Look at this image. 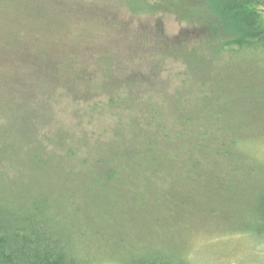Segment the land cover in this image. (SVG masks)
<instances>
[{"label": "rangeland", "instance_id": "rangeland-1", "mask_svg": "<svg viewBox=\"0 0 264 264\" xmlns=\"http://www.w3.org/2000/svg\"><path fill=\"white\" fill-rule=\"evenodd\" d=\"M115 1L118 4L125 1V4L121 7ZM115 1L91 0L85 6L75 0H56L64 6H53V13L47 23L42 22V27L48 33L45 45L50 44L65 53L66 58L61 59L67 64L65 75L57 59L49 54L41 52L40 57L45 62L22 75L5 72L13 69V62L0 55V148L9 152L0 173L13 181L17 189L28 185L33 193L40 189L65 192L72 197L73 210L81 211L72 214L79 222L81 244L88 255H94L91 258L95 257V264L152 262L159 258L174 261L183 258L187 264H264V237L253 233L258 224L256 201L264 194V53L256 50L228 56L219 63L208 64L210 69L206 70L187 64V70L179 61L180 51H164L169 70L158 72L151 79V86H135L127 80L129 71L125 66L131 65L129 57L136 55L150 62L149 57L139 55L150 56L157 43L149 40L147 52H142L141 47L135 50V47L141 43L142 36L155 39L157 33L143 26L140 20L145 21L144 16L139 18L132 11V7L141 6V0ZM155 2L159 9L173 11L166 15V22L161 25L163 37L167 39L182 34L185 26L182 19L198 22V16L204 17L203 8L190 0H151L149 6H154ZM96 4L119 14L112 32L104 17L94 15ZM49 9L46 10L44 4V8L29 7L27 10L46 15ZM164 14L161 11L153 22ZM24 21L26 18L18 6L0 0L1 51L7 46L3 39L6 30L25 33L30 38L44 36L31 27L37 22ZM63 22L70 26L67 33L50 42V33L57 31ZM157 32L159 34V30ZM197 33L198 30H194L192 37ZM90 38L105 39L106 43L102 45L99 40ZM199 41L192 40L182 54L192 61L211 58L212 48ZM91 45L100 52L91 55ZM73 50L81 55L71 58L69 53ZM88 54L96 60L86 70L82 62ZM155 57L160 58L161 54ZM94 71L96 84L78 85L81 77L92 76ZM84 88L122 90V94H117L119 101L128 108L127 118L139 116V109L147 105L149 109L152 106L160 108L163 119L172 124L174 117L181 118L178 108L184 107L196 119L190 125L191 136L197 134L200 121L208 128L206 120L199 116L208 112L205 118L215 128L216 135L240 140L238 148L240 154L243 153L242 158L237 166L221 163L220 167L206 169L203 177L197 170L187 172L182 167L166 168L156 174L135 165L122 167L119 180L111 183L108 189L110 195H117L116 203L92 198L102 171L92 166L76 168L69 180L64 170L55 174V180L40 183L35 171L23 166L29 158L28 151L38 142L45 143V130L57 133L59 129L74 128L77 120L68 107L73 93ZM201 90L213 92V97L220 96V102L213 100L209 104L199 94ZM74 109L81 111L83 106ZM49 110L56 115L44 119ZM150 116L151 113L147 119ZM99 118L103 122L107 120V116ZM170 131L174 134L171 128ZM214 172L220 173L221 182L216 178L212 180ZM55 181L67 188H59L53 184Z\"/></svg>", "mask_w": 264, "mask_h": 264}, {"label": "trees", "instance_id": "trees-1", "mask_svg": "<svg viewBox=\"0 0 264 264\" xmlns=\"http://www.w3.org/2000/svg\"><path fill=\"white\" fill-rule=\"evenodd\" d=\"M75 1L86 6L91 0ZM190 1L203 8L204 17L198 16V22L182 19L185 24L182 34L171 39L163 37L161 25L166 22V15L172 14L173 11L159 9V4L156 2L150 7L151 0H141V6L132 7L134 15L139 18L145 17V21L140 20L143 26H149L157 33L155 39L142 36L141 43L135 47V50L141 47L142 52H147V43L149 40H154L157 46L151 55H139L149 57L150 62L136 58L138 55L129 57L132 64H127L125 69L129 71L127 80L133 85L151 86V79L158 72L169 70L170 65L166 63L164 51L173 52L175 49L180 51L179 61L186 65L187 70L188 65L198 70L210 69L208 64L214 61L219 63L228 56H238L249 51L262 50L264 53V0ZM5 2L7 5L19 7L26 18L24 22H37L31 27L38 30L37 34L44 35L41 38L32 35L30 38L25 33L4 31L3 39L6 40L7 46L4 51L0 50V55L5 60L10 58L13 62V69H7L5 72H17L18 75H22L32 69L36 70L39 67L38 63L45 62L40 57L42 52L57 59V64L61 65L65 75L67 64L61 60L66 58L65 53L50 44L45 45V37L48 33L42 27V22L47 23L53 13L52 7L64 6V4L56 0L52 4L51 0H5ZM115 3L123 7L125 1L121 4L116 1ZM44 4L46 10L50 8L46 15H37L27 10L29 7L44 8ZM161 11L165 13L164 16L159 17L154 23L153 19ZM94 15L97 18L104 17L111 25V29L108 30L112 32L119 14L96 4ZM69 28L70 26L63 22L58 26L57 31H54L55 33H50L49 41L63 37ZM196 29L197 36L192 37L191 33ZM90 39L99 40L102 45L106 43L105 39ZM192 40L206 42L214 51V55L209 59L198 61L187 58L182 52ZM135 41L136 39H133V42ZM129 42L131 48V41ZM90 50H92L91 55L100 52L92 45ZM157 53L161 54L160 58L155 57ZM75 55L81 54L77 50L69 53L71 58ZM91 55L88 54L82 62L86 70L94 64L92 63L95 62L94 59L96 60ZM96 78L94 71L92 76L81 77L78 85L90 87L96 84ZM11 80L10 78L8 83ZM117 93L122 94V90L110 92L84 88L74 92L71 106L68 107L77 120L74 128L68 131L59 129L57 133H49L45 130L43 135L45 143L38 142L28 151L29 158L24 161V168L34 170L40 183L43 180H55V174L64 170L67 171L66 180H69V176L76 168L92 166L100 169L102 171L97 177V188L91 193L92 198L113 200L116 203L117 195H110L108 189L111 183L119 180L122 167L135 165L152 174L166 168L182 167L187 172H191L192 169L197 170L200 177H203L206 169L220 167L221 163L237 166L242 158L243 153L240 154L238 148L240 140L216 135L215 128L205 118L208 112L199 114L208 123V128H205L200 121L197 134L191 136L190 125L196 119L187 112L186 108H178L181 118L174 117L171 120L172 124H168L163 119V111L160 108L152 106L149 109L147 105L139 109V116L127 118L128 108L119 101ZM199 94L209 104L213 100L217 103L221 100L220 96L213 97V92L210 91L201 90ZM76 106H83V109L78 111L74 109ZM150 113L151 116L147 119ZM45 114L44 119L56 115L52 110ZM99 116H107V120L103 122ZM8 156L9 152L0 148V167ZM213 175L212 180L214 178L220 182L223 180L219 172H214ZM53 184L61 189L67 188L58 181ZM72 203V197L65 192H46L38 189L33 193L28 185H24L22 190L17 189L13 181L0 173V264H95V257L91 258L94 255H88L81 244L82 233L78 232L79 222L72 216L81 211L73 210ZM256 203L255 214L258 224L255 225L253 233L264 237V194L257 198ZM107 211H110V208ZM168 259L170 260L159 258L152 262L139 263L126 261V264H187L183 258L176 261Z\"/></svg>", "mask_w": 264, "mask_h": 264}]
</instances>
